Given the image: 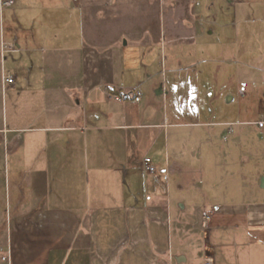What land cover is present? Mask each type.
Wrapping results in <instances>:
<instances>
[{"label": "crops", "instance_id": "1", "mask_svg": "<svg viewBox=\"0 0 264 264\" xmlns=\"http://www.w3.org/2000/svg\"><path fill=\"white\" fill-rule=\"evenodd\" d=\"M2 1L0 264L264 263V198L207 191L264 156V0Z\"/></svg>", "mask_w": 264, "mask_h": 264}, {"label": "rangeland", "instance_id": "2", "mask_svg": "<svg viewBox=\"0 0 264 264\" xmlns=\"http://www.w3.org/2000/svg\"><path fill=\"white\" fill-rule=\"evenodd\" d=\"M206 4V0H203L202 5L204 6ZM208 10L205 9L204 12H207ZM102 18L100 21V27L108 26L109 24V16ZM53 17V15H51ZM60 17V16H59ZM24 19L27 20L26 23H29L32 25V27H36L38 30V35L41 34V30L43 28V25L46 24V20H43V14H31V15H25ZM69 23H71L69 21ZM8 34V31H7ZM229 50H233V42H229ZM6 69L8 70V65L6 66ZM228 70H231L229 67ZM231 87L229 91H231L228 96H232V94L235 92L233 90L234 81H230ZM227 97H225L222 105L219 104L218 106H215V113L218 117H222V119H225L226 116L232 117L234 116V109L225 107ZM253 127L248 126L246 130L250 134V131L253 130ZM180 129V128H179ZM188 129V128H187ZM231 130V128H229ZM232 131V130H231ZM245 138V135L243 136ZM245 154L241 158H235L234 153L230 155V157H227L226 159L222 160L221 164H217L218 166L216 169L213 168V173L220 172V177L217 178V175L214 176L212 183L208 186L209 190V196L211 201L215 202L218 199H221V197L224 194V190H227L229 197H241L242 199H255V198H264V156H261L260 158H251L250 154V145L245 144ZM233 152V151H232ZM235 152V151H234ZM247 152V153H246ZM243 158V159H242ZM243 160V162L241 161ZM191 162H194L192 160ZM214 165V164H213ZM135 171V170H134ZM136 172H138V180L141 183H144V174L137 168ZM140 172V173H139ZM85 184V183H84ZM75 186H73L72 193L76 192L77 189H84L86 190V185L83 187V183L76 179ZM72 188V187H71ZM217 189V190H216ZM221 189V190H220ZM220 190V191H218ZM231 195V196H230ZM203 226V224L200 222H195V228L200 229L199 227ZM243 251L242 248L240 250ZM247 254V251L245 252ZM193 255L190 256L191 264H199L202 262V259H196L194 260ZM255 259L256 254L253 252L249 259ZM218 264H227L228 262H225L220 254L218 255L217 259ZM230 264V263H228ZM244 264H248L245 262ZM255 264V263H251ZM264 264V263H260Z\"/></svg>", "mask_w": 264, "mask_h": 264}, {"label": "built area", "instance_id": "3", "mask_svg": "<svg viewBox=\"0 0 264 264\" xmlns=\"http://www.w3.org/2000/svg\"><path fill=\"white\" fill-rule=\"evenodd\" d=\"M14 4L13 0H3L2 1V5L3 6H11ZM14 50L15 49V45L14 44H9L8 46H6L5 50ZM4 82L5 84H12L14 82V76L11 74H5L4 75ZM141 98V93L138 91L135 94L134 100L135 101H139ZM256 124H264V116L262 119H260L259 121L255 122ZM141 168L143 170L144 173H154L157 171V166L153 163L152 159L150 157H146L142 164H141ZM204 264H213L212 260L206 258L204 261Z\"/></svg>", "mask_w": 264, "mask_h": 264}]
</instances>
